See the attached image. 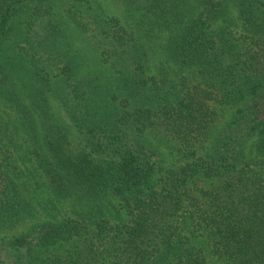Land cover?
<instances>
[{"label": "trees", "instance_id": "1", "mask_svg": "<svg viewBox=\"0 0 264 264\" xmlns=\"http://www.w3.org/2000/svg\"><path fill=\"white\" fill-rule=\"evenodd\" d=\"M0 264H264V0H0Z\"/></svg>", "mask_w": 264, "mask_h": 264}, {"label": "rangeland", "instance_id": "2", "mask_svg": "<svg viewBox=\"0 0 264 264\" xmlns=\"http://www.w3.org/2000/svg\"><path fill=\"white\" fill-rule=\"evenodd\" d=\"M83 40H84V39L80 40V41H81L80 43H82ZM84 42H85V40H84ZM221 119H223V117H221L220 120H221ZM220 120H219V123H220ZM4 232H8V231H6V230L2 231V233H4Z\"/></svg>", "mask_w": 264, "mask_h": 264}]
</instances>
